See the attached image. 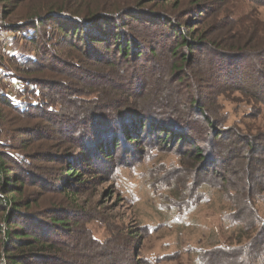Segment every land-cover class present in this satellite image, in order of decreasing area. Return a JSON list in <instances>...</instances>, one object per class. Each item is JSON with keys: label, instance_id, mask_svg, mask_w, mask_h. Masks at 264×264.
Listing matches in <instances>:
<instances>
[{"label": "rangeland", "instance_id": "1", "mask_svg": "<svg viewBox=\"0 0 264 264\" xmlns=\"http://www.w3.org/2000/svg\"><path fill=\"white\" fill-rule=\"evenodd\" d=\"M62 2L0 0V90L18 103L65 110L21 117L0 104V141L14 145L6 151L22 153L30 168L20 196L34 212L71 213V234L55 238L52 257L33 264H264V0L147 2L142 8L218 50L183 47L174 57L169 26L127 17L124 30L143 57L127 65L112 58L116 66L88 56L82 44L48 52L58 39L54 25L40 26L49 39L32 43L9 30L29 11ZM237 49L249 58L220 71V51ZM28 55L39 62L16 69L11 56ZM184 55L190 67L179 62ZM175 66L183 71L174 73ZM219 130L224 136L214 139ZM113 139L116 148L108 147ZM101 141L107 159L95 152ZM249 158L258 162L254 180ZM69 165H80L82 184H65Z\"/></svg>", "mask_w": 264, "mask_h": 264}, {"label": "trees", "instance_id": "2", "mask_svg": "<svg viewBox=\"0 0 264 264\" xmlns=\"http://www.w3.org/2000/svg\"><path fill=\"white\" fill-rule=\"evenodd\" d=\"M151 1L152 0H133L132 2L125 3V1L117 0L112 3L107 2V0H102L101 2L97 0H63L62 3L51 5L45 11H29L22 22L11 25L12 27L9 30L14 32L16 36L19 35L21 38L29 40V42L32 43L38 41V39L40 40L42 35L45 39H49L47 34H43L45 33L44 31H39L38 28L40 26H45L46 28L49 27L48 24L54 25L58 39L57 42L46 45L48 52H50L52 48H56L57 44L67 43L71 48H78L77 45L82 44L85 54H88L90 57L92 56L93 59L100 63L108 60L110 66L114 63L112 58H116L118 62L127 65L130 57H134L133 59L135 60L143 57V51L138 50V43L133 39L132 34L124 30V21L127 17L132 21L143 20L151 22L152 20H159L163 22L164 25L169 26L172 35L175 36L176 42L171 53L174 57L178 56L180 48L183 47H187L190 50L208 45L205 47V50H218L217 47L211 46L210 43H205V39L200 34H198L195 40L189 39L186 33L182 31L179 32L177 24L167 20V17H158L156 15L157 13L154 11L148 10V8H142L144 4ZM135 2L136 4L130 5ZM1 23L0 29L6 27ZM152 24L157 23L154 22ZM189 33H191V31H189ZM44 43L46 44L48 42L44 41ZM45 44L43 46H45ZM101 46L104 47V50L100 48ZM149 53L151 56L154 55L153 52ZM218 56L220 59L218 58L215 64H217L220 71L223 70L222 66L226 62L225 66H229L232 65L231 61L236 58L237 60H246L249 58V56L244 55L243 49L220 51ZM11 57V62L16 64V69L32 67L33 64H36L38 61L37 57L30 55L23 58L18 56ZM118 62L114 63V65L116 66ZM179 62L183 64L182 67H190L193 63V59L190 56L188 57V55H184ZM184 70H186V68H184ZM173 71L174 73L180 72L183 71V68H177L175 66ZM185 78V76L180 77L178 82L183 81ZM24 81L26 85L37 86V83L32 80V82L29 79ZM25 90L27 89H24V91ZM43 99H46V97ZM194 101L197 102V100ZM46 102L47 101L40 102L39 104H41L43 109H39V104L33 106L29 105V103L23 104L15 102L5 96L3 90H0V104L6 107L9 112L15 113L21 117L31 114V110L36 109L42 112V114H44L43 116L49 118L57 117V115H61L65 111L63 108L54 112L50 108L51 110L48 111L46 109ZM128 104L131 108L135 107L130 103H127V105ZM122 113L120 115V112H118L119 118H123L122 116L126 114ZM139 121V124H145V121ZM210 124L213 126V121H209V125ZM153 125L154 124H152V127ZM141 128H143V126ZM25 130H28V128ZM222 136H224V133L219 130L215 134L214 139ZM135 138L136 137L129 135L128 130L125 131L127 143H132V141L136 140ZM178 138V140H180L182 135ZM104 143L103 141L99 142L95 152H99V154L107 159L110 156V152L108 150L109 148H107ZM117 144L118 141L113 139L112 143L108 144V147L113 145V147L116 148ZM247 144L249 145V152H255L257 146H255L250 139L247 140ZM8 147L16 149L14 145L10 143L7 145L0 141V264H33L36 260L47 261L52 257L51 254L55 250V238H65L71 234L72 229L69 221L71 213L62 207H48V209L42 212H34L30 209L32 202L27 199V197L20 196L24 193L25 188L28 186L29 179L31 178L30 168L28 167L29 164L26 163L22 153L6 151ZM194 156H201V153H195ZM57 157L60 160H65L64 154L57 155ZM87 157L89 158V155H87ZM249 161H251V163L255 162L252 158H249ZM251 163L249 162L247 164V171L250 179L252 178V180H254L255 173L253 172L256 169L253 165L258 164V162ZM69 166H71L69 170L63 174L66 178L65 184L67 186L82 184V177L79 173L80 165H77V168L75 167L76 164L75 166ZM239 230L240 235L238 236V242H240L243 233V229ZM236 250L239 249L234 248L231 251L234 252ZM231 251L227 254L230 255Z\"/></svg>", "mask_w": 264, "mask_h": 264}, {"label": "built area", "instance_id": "3", "mask_svg": "<svg viewBox=\"0 0 264 264\" xmlns=\"http://www.w3.org/2000/svg\"><path fill=\"white\" fill-rule=\"evenodd\" d=\"M1 38H2V37H1V35H0V40H1Z\"/></svg>", "mask_w": 264, "mask_h": 264}]
</instances>
